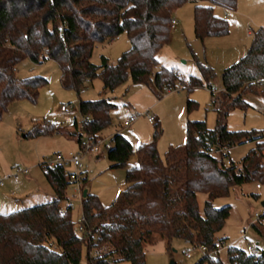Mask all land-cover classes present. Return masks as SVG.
<instances>
[{"label":"trees","instance_id":"trees-1","mask_svg":"<svg viewBox=\"0 0 264 264\" xmlns=\"http://www.w3.org/2000/svg\"><path fill=\"white\" fill-rule=\"evenodd\" d=\"M190 0H0V121L11 103L22 99L37 101L40 89L48 80L42 76L19 78L17 66L29 57L34 62L56 60L62 68V83L81 92L87 82L103 79V90L114 91L129 78L135 84L146 83L165 90L185 82L192 90L211 87L213 69L199 62L202 76H182L176 69L163 66L158 59L172 33L176 11ZM193 2V1H192ZM238 0H200L195 2L194 29L198 39L222 36L230 32L228 20L215 12V6L236 10ZM127 33L131 47L117 61L102 56V63L92 61L98 43L113 41ZM253 35V34H252ZM88 80V81H87ZM225 91L214 97L216 128L205 120H188L187 138L171 146L163 158L157 138L138 146L139 165L126 169L129 186L109 205L98 195L82 196L86 232L77 233L72 204L67 189L73 182L62 168L49 167L44 174L55 196L46 202L9 213L0 212V264H82L84 247H88L91 264H109V260L147 264L146 247L165 241L168 249L174 240H190L192 248L214 247L231 206L217 208L215 199L227 196L234 186L264 176V130H229L227 116L235 107H247V93L264 90V28L255 31L248 52L222 72ZM264 96V93H263ZM194 101H188L193 108ZM116 106L109 99L80 100L82 116L89 115L84 131L96 137L112 122ZM77 125V124H76ZM55 124L36 123L26 136L44 137L59 133ZM80 142V135L77 134ZM72 133V135H75ZM255 142V147L240 164L225 162L232 147ZM108 158L112 167H126L135 153L131 141L116 132L110 138ZM83 177V182H87ZM259 184V183H258ZM207 194L204 210L198 193ZM252 226L264 233V213ZM263 226V228H262ZM107 250L93 258L92 248ZM231 261L237 264H264V251L252 255L232 245ZM220 264L201 257L195 264ZM176 264V262H175ZM226 264V263H222Z\"/></svg>","mask_w":264,"mask_h":264},{"label":"rangeland","instance_id":"rangeland-1","mask_svg":"<svg viewBox=\"0 0 264 264\" xmlns=\"http://www.w3.org/2000/svg\"><path fill=\"white\" fill-rule=\"evenodd\" d=\"M195 2L188 1L175 13L178 24L172 29L171 38L158 54L160 63L176 69L182 76H202L199 62L210 66L215 76L212 84L222 86L223 70L239 61L249 50L254 40L255 31L264 28V0H238L236 10L227 9L228 16L222 6H215L217 15L225 17L230 25V32L222 36L208 37L204 41L198 39L194 29ZM252 31L253 35H248ZM131 43L127 33H122L111 42L98 43L92 55V61L102 63V56L115 62L129 48ZM19 78L42 76L48 80L40 89L37 101L22 99L10 104L0 121V212L9 213L18 209L51 200L55 196L54 189L44 174L41 163L51 154L78 152L80 143L77 140L76 119L78 125L82 121L79 109L80 100H98L106 98L116 104L111 111L112 122L103 130L102 136L109 141L116 132L123 134L134 146L135 153L126 167H112L108 151L101 148L100 153L82 152V163L87 182L68 186V200L62 202V208L72 204V215L77 221L83 214L82 196L85 190L98 195L104 205H109L129 184L126 181V169L139 165L137 145L154 140L155 123L161 124V133L157 145L162 157L171 146L183 144L187 138L188 120H205L208 127L216 128L217 112L212 91L207 85L188 90L185 82H177L176 87L165 90L162 96L146 83L135 84L129 78L114 91L103 90V79L99 76L87 82L80 93L76 89L66 88L61 80L62 68L54 59L34 62L29 57L17 66ZM88 81V80H87ZM264 90L257 87V93H247L244 100L248 106L235 107L227 116L229 130H264ZM218 95H221L219 93ZM194 101L193 108H188V101ZM68 107L66 111L61 106ZM155 117L150 122L146 113ZM137 114L138 119L128 127L124 121L130 115ZM48 122L59 127L60 132L44 137L26 136L36 123ZM75 134V135H72ZM255 142L248 141L232 147L227 163L231 159L240 164L242 158L255 147ZM18 166L31 168L28 175L16 180L13 171ZM2 182V183H1ZM260 187H257V184ZM207 194L198 193L201 210H204ZM264 176L243 185L231 188L227 196L215 199L214 205L221 208L231 206V214L226 220L218 236L226 238L227 243L249 252L250 242L264 251V233H259L252 223L257 222L255 215L264 213ZM263 228V226H262ZM246 232V238H242ZM105 252L106 246H95ZM94 248V247H93ZM92 248V249H93ZM194 255L189 259L186 253ZM147 264H195L202 254L193 249L185 241L174 240L168 249L165 241H158L146 247ZM88 247H84L82 264H91L88 260ZM224 262H229L227 251L221 252ZM109 264H130L129 261L109 260Z\"/></svg>","mask_w":264,"mask_h":264},{"label":"built area","instance_id":"built-area-1","mask_svg":"<svg viewBox=\"0 0 264 264\" xmlns=\"http://www.w3.org/2000/svg\"><path fill=\"white\" fill-rule=\"evenodd\" d=\"M193 2H198L200 0H190ZM225 15H228V10L225 9ZM177 25V18L172 19V27L174 28ZM253 33L250 31L249 35H252ZM213 97H216L219 93L225 91V87L223 86H216L212 85L210 87ZM68 107L65 105L61 106L62 111H66ZM82 121L77 127V134L80 135V150L78 152H70V153H63L61 151H57L50 156L46 157L43 162L41 163L45 169L49 167H57V168H62L66 174L69 176L72 182L78 183V189L81 191L82 190V185L81 182L83 180V177L85 176V172L83 169V163H82V152H93V153H100L101 148L105 147L107 150L111 147V142L110 140L107 141L103 136H94L92 134H87L84 131V128L86 126V123L90 120V116H82ZM146 117L150 122L155 121V117L149 114L148 112L146 113ZM138 119L137 114H132L130 115L127 119L124 121V126L128 127L131 126L136 120ZM264 135V133H263ZM228 164L231 163L230 159L227 161ZM31 172V168L28 167H23V166H18L17 168L14 169L13 171V177L16 180H19L22 178L24 175H28ZM2 183V182H1ZM260 184H257V187H260ZM260 214H256L255 218L258 221L260 219ZM86 217L84 214L77 220V224L75 226V230L77 233H84L86 232ZM253 224V223H252ZM242 238H246V232L243 234ZM185 242L189 245L190 240H185ZM233 244L227 243L226 241H222L217 239L214 243V247L210 248L207 245H199L197 247H194L193 249L197 250L198 253L202 254V257H208L214 262H219L220 264L226 263V264H237V261L232 262L231 261V255H230V249ZM222 251H227L228 257H229V262H224L222 257H221V252ZM249 252L252 255H259L261 253V250L259 249L258 245L250 242V247H249ZM103 253V250L98 249L97 247H94L91 251V255L93 258H96L100 256ZM187 258L191 259L194 257L193 253L191 251H188L186 253ZM206 264H210L209 262H206Z\"/></svg>","mask_w":264,"mask_h":264},{"label":"water","instance_id":"water-1","mask_svg":"<svg viewBox=\"0 0 264 264\" xmlns=\"http://www.w3.org/2000/svg\"><path fill=\"white\" fill-rule=\"evenodd\" d=\"M87 192H88V190H85V191H84V196L87 195ZM263 205H264V202H263ZM170 264H175V261H174V260H171Z\"/></svg>","mask_w":264,"mask_h":264},{"label":"crops","instance_id":"crops-1","mask_svg":"<svg viewBox=\"0 0 264 264\" xmlns=\"http://www.w3.org/2000/svg\"><path fill=\"white\" fill-rule=\"evenodd\" d=\"M224 14H225V12H224ZM229 14V13H228ZM226 16V15H225ZM228 16V15H227ZM226 16V17H227ZM176 18V17H175ZM177 24H178V19H177ZM177 26V25H176ZM250 32V31H249ZM249 32H248V35H249ZM252 32V31H251ZM250 36H252V35H250ZM148 119V118H147ZM76 124H77V127H78V122H77V119H76Z\"/></svg>","mask_w":264,"mask_h":264},{"label":"snow or ice","instance_id":"snow-or-ice-1","mask_svg":"<svg viewBox=\"0 0 264 264\" xmlns=\"http://www.w3.org/2000/svg\"><path fill=\"white\" fill-rule=\"evenodd\" d=\"M137 147H138V145H137Z\"/></svg>","mask_w":264,"mask_h":264}]
</instances>
